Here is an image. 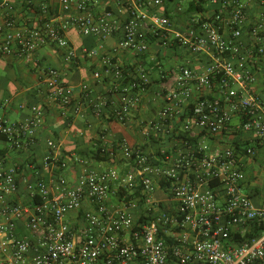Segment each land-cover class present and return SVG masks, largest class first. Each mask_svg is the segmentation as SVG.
Masks as SVG:
<instances>
[{
    "label": "built area",
    "instance_id": "built-area-1",
    "mask_svg": "<svg viewBox=\"0 0 264 264\" xmlns=\"http://www.w3.org/2000/svg\"><path fill=\"white\" fill-rule=\"evenodd\" d=\"M193 1L215 8L208 17L192 16L185 31L175 27L166 0H18V12L0 1V53L27 62L55 46L65 62L77 63L98 55L114 35L117 48L136 56L156 44L213 61L197 72L186 65L164 69L153 59L135 73L105 58L93 78L110 77L117 100L110 93L94 97L86 81L73 85L68 68L44 67L31 116L0 115V264H264V156L258 153L264 96L253 90L264 61V0L247 40V0ZM72 31L101 43L77 46ZM154 69L170 82L163 85L159 120L141 122L148 137L146 127L155 131L163 122L173 142L153 151L103 136L87 153L69 151L51 136L37 153L53 108L68 119L85 103L96 115L110 103V116L130 121ZM206 88L214 93L203 94ZM182 104L187 118L176 127ZM232 123L238 138L217 142ZM3 149L21 153L22 162L10 163ZM26 170L31 178L22 176Z\"/></svg>",
    "mask_w": 264,
    "mask_h": 264
},
{
    "label": "crops",
    "instance_id": "crops-1",
    "mask_svg": "<svg viewBox=\"0 0 264 264\" xmlns=\"http://www.w3.org/2000/svg\"><path fill=\"white\" fill-rule=\"evenodd\" d=\"M4 1V0H0ZM12 5L14 11H20V5L18 0H6ZM166 11L170 17L174 19L175 27L181 31H185L191 27L190 18L192 16L208 17L212 15L215 6L213 4L205 2L202 6V10L190 7V3L193 0H166ZM210 1V0H205ZM248 1V21H246L244 40L248 39V24H250L257 16L260 11L259 0H247ZM195 2L193 1V4ZM227 31V27H225ZM78 35L76 31L70 33L72 41L77 45L82 43H88L89 45L98 46L101 43L97 39H83L80 38V42L73 36ZM79 36V35H78ZM80 37V36H79ZM103 43V48H98L99 54L86 59H81L77 63H67L62 58L59 59V55L62 57L60 50L55 46H45L41 48L33 57L30 62L26 59L16 57L14 55H4L0 53V57H6L8 60V73L9 79H5L1 83L0 91V115L8 117L10 120H22L31 116L32 111L29 104L39 103L41 99V93L39 90L40 77L44 67L51 65L56 67H65L70 70L69 80L70 82L78 86L80 82L86 81L91 86L92 95L96 98L110 93L111 99L117 100L119 97L118 92L112 90V79L107 77L104 80L95 81L93 78V72L101 69L104 65L105 58H111L110 62L124 66L131 72L138 73L139 69H149L156 61H159L163 68H171L178 65H186L192 67L197 72H201L207 65L212 64V59L203 53H195L190 51L188 48L167 46L162 47L160 45L153 44L150 50L141 55L136 56L132 51L124 48H117L119 43V36L114 35L108 37ZM155 59V60H153ZM59 60V64H56ZM17 62L22 65L14 68L13 63ZM139 65H142L141 67ZM152 78V85L148 90L141 92L142 104L137 110L134 111L132 119L125 124L118 122L112 116L109 115L111 111L110 103L106 108H103L101 115L93 113L92 107L85 103L80 110V114L73 115L68 114V119L60 114L59 108H53L48 114L46 121L45 130L41 131L38 135L41 147L37 149V153L41 154L44 152L45 141L47 138L54 136L64 142V147L69 151L78 152H92L95 150L97 144H102L104 141L101 137L106 136L107 139H117L124 137L121 131H114L111 124L120 123L126 131H128L132 137L130 144L141 145L149 150L158 151L162 146H167L171 139V134L167 131V126L162 122L157 126V130L150 128V124L146 129L151 131V136H147L144 131L145 124L141 121L146 120L147 124L159 120V112L164 105L163 101V85L169 84V77L164 79H158L160 75L159 71L154 69L149 71ZM264 74V61H262L256 84L253 86L255 93H260L264 96V86L262 84V76ZM2 78V77H1ZM112 91V92H111ZM162 94H161V93ZM214 93V91H213ZM210 88H206L203 94L211 96L213 94ZM199 94H194L192 98L196 99ZM79 99H76V105H78ZM20 103H25L24 108H19ZM184 103V102H183ZM187 107L182 106L178 109L177 115L173 119V123L178 126H182L187 118ZM14 115L16 117H14ZM84 130L83 135L80 134V130ZM235 123H232L221 135L216 137L217 142L225 144L235 138H238V134L235 132ZM176 135V134H175ZM170 137V138H169ZM126 139V138H125ZM235 139V140H236ZM213 142V145L216 143ZM264 147V146H263ZM262 147V148H263ZM1 152L6 154L10 163H21L22 154L13 149H3ZM264 155L260 154V157ZM111 162V159H107L104 164ZM24 168V166H23ZM25 178H31L28 170L25 171ZM22 180V178H21Z\"/></svg>",
    "mask_w": 264,
    "mask_h": 264
},
{
    "label": "rangeland",
    "instance_id": "rangeland-1",
    "mask_svg": "<svg viewBox=\"0 0 264 264\" xmlns=\"http://www.w3.org/2000/svg\"><path fill=\"white\" fill-rule=\"evenodd\" d=\"M73 37L80 42V40H81L80 38L81 37H79L78 35H74ZM58 55H59V59H61V63H62V57L60 56V54H58ZM16 63L17 62L13 63L15 69L17 68V66L22 65L21 63H18L19 65L16 64ZM56 64H59V60H58V62ZM8 65L9 64H8V60L6 59V57H0V91H1V83H2V81H4L5 79H9L10 78L9 77V73H8V70L10 68L8 69ZM56 66H58V65H56ZM14 117H16V116L14 115ZM111 126H112L114 131H116V132L117 131H121L123 133V135L125 136V138L128 141L131 142L132 137L129 135L130 133L128 131H126V129H124L120 123H117V122L116 123H112ZM258 153L261 154V155H264V147L263 148L262 147L259 148L258 149ZM261 185H262V189H264V182L261 183Z\"/></svg>",
    "mask_w": 264,
    "mask_h": 264
},
{
    "label": "trees",
    "instance_id": "trees-1",
    "mask_svg": "<svg viewBox=\"0 0 264 264\" xmlns=\"http://www.w3.org/2000/svg\"><path fill=\"white\" fill-rule=\"evenodd\" d=\"M190 7L196 8L197 10L202 9V6L199 3L198 4H196V3L193 4V1L190 3ZM68 117H69V115H68ZM3 138H4V135L0 134V139H3Z\"/></svg>",
    "mask_w": 264,
    "mask_h": 264
}]
</instances>
